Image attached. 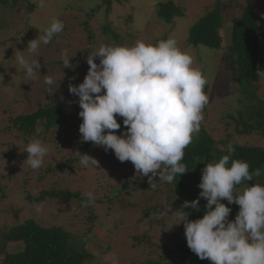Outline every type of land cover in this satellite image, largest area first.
I'll use <instances>...</instances> for the list:
<instances>
[{
    "label": "rangeland",
    "instance_id": "1",
    "mask_svg": "<svg viewBox=\"0 0 264 264\" xmlns=\"http://www.w3.org/2000/svg\"><path fill=\"white\" fill-rule=\"evenodd\" d=\"M113 1L112 13L108 15L103 0H43V6L41 0H0V76L3 77L0 79V129L11 123V117L33 113L46 105L64 106L76 115L75 120L71 118L69 125L64 127L69 126L67 131L59 129L55 145L48 146L41 139L49 151L43 166L37 170H43V167L45 170L50 164L64 165L69 158L78 159L67 168V176L70 177L68 187L74 193L80 192L87 199L86 193L93 195L92 202H83L84 198H75L70 202L35 204L27 201L24 183L32 178L29 176L30 172L35 170L23 164L27 158L24 151L27 143L16 138L14 131L8 135L10 145L7 144L2 149L6 154L11 151L9 158L12 164H4L7 161L0 154L4 162L0 161V188L5 191L0 197L5 195L6 199L0 205V225L12 227L20 225L26 219H34L44 227H61L74 234L77 241H84L89 253L96 255L92 264H145L155 261L158 254L164 253L163 249H157L156 252L153 243L165 246L185 238L183 225L174 226L177 221L171 216H161V212L151 216L154 221L152 224L142 221L141 216L145 209L154 203L164 202V193L157 191L158 199L153 201L150 196L154 191L146 193L138 186L139 180L144 176L137 173L130 161H118L112 150L105 152L102 147L93 145L92 152H87V155L99 162L94 168L82 166L79 155L76 154L86 152L80 145L83 141L79 133L82 119L78 116L81 111L76 103L78 97L68 92V85L82 83L89 67L86 63L87 56L100 45H109L110 40L101 26L107 20L111 21L112 27L122 33L118 43L121 46L131 47L137 41L154 45L159 40L170 37L176 39L180 49L192 56V67L201 70L207 80L208 103L203 109L204 119L200 132L196 135L207 134L216 141H222L234 134L240 143H257L256 137L238 136L235 131L233 117L239 110V91L236 80L234 81V65L228 61L225 48L213 50L204 46L195 47L187 42L191 26L215 0H172L175 5L185 10V15L177 17L173 23H166L156 15L155 5L161 0H130L128 3L125 0H120L121 3ZM224 1V46L231 43V24L228 21L234 16H240L241 9L247 2L251 3L264 32V0ZM99 6L102 8L98 11ZM129 15L132 21L124 25V20ZM54 19H62L66 32L61 34V38L57 37L58 42L56 39L47 45L41 43L36 53L28 52V43L43 35ZM83 22L89 23L88 32ZM89 36L92 38L89 39ZM260 44L264 57V36ZM62 50H67L69 57H73L71 69L62 68ZM17 51H24L26 59H38L41 76L38 75L35 79L25 77L24 71L15 61V54H19ZM95 62L99 64V58ZM45 75L54 80L51 94L47 93V86L43 82ZM256 88L264 99V77ZM121 132L119 130L116 134ZM47 133L50 137L51 131ZM61 181L60 176L49 175L40 182V189H50L53 186L60 188L61 185L57 183L62 184ZM122 184L128 188L123 191L126 204L132 205L128 208L118 203L113 192L114 187ZM140 222L144 224L140 226ZM2 232L0 226V233ZM139 241L146 247L139 245L133 248V244ZM10 249H14L13 244ZM203 264L211 262L206 260Z\"/></svg>",
    "mask_w": 264,
    "mask_h": 264
},
{
    "label": "clouds",
    "instance_id": "2",
    "mask_svg": "<svg viewBox=\"0 0 264 264\" xmlns=\"http://www.w3.org/2000/svg\"><path fill=\"white\" fill-rule=\"evenodd\" d=\"M63 29V22L54 19L26 50L36 53L41 43L49 44ZM17 53L15 61L27 79L40 75L38 59H26L24 51ZM72 58L62 50V68L71 69ZM86 63L89 67L83 82L68 85V92L78 97L82 141L105 152L112 150L120 162L130 161L138 174L148 177L149 184H154L157 176L160 182L172 183L186 173L181 163L184 149L200 132L208 103L204 93L207 80L201 70L192 67V56L170 37L154 45L142 41L131 47L102 44L87 56ZM257 74L264 77L260 69ZM43 77L47 93H53L54 80ZM117 117L122 118L126 129L119 135L116 133L121 123ZM24 151L27 158L23 164L37 170L49 149L34 139ZM232 152L230 146V154L205 165L196 200L185 201L179 210L164 209L161 216H171L177 221L174 226L183 225L187 247L200 260L207 259L211 264H264V185L248 184L242 192H236L237 186L259 177L261 170L250 172L247 162L231 159ZM76 154L82 166H98L95 158ZM85 195L92 202V193ZM200 199L206 200L203 216L190 220L191 213L185 209L200 211ZM222 200L239 206L234 220L229 219L231 208Z\"/></svg>",
    "mask_w": 264,
    "mask_h": 264
},
{
    "label": "trees",
    "instance_id": "3",
    "mask_svg": "<svg viewBox=\"0 0 264 264\" xmlns=\"http://www.w3.org/2000/svg\"><path fill=\"white\" fill-rule=\"evenodd\" d=\"M116 1L121 3L120 0ZM125 1L128 3L130 0ZM103 2L106 13L110 15L114 1L103 0ZM224 2V0H215L211 6L205 9L203 16L191 26L187 42L195 47L204 46L213 50L225 48L228 61L234 65V81L236 80V88L239 91V110L234 117L231 116L235 122V131L238 136L256 137L255 142L257 144L240 143L235 139L234 134L222 141H216L212 136L202 133L195 137L193 136L192 143L184 149V158L181 161L186 166V173L177 176L172 183L160 182L159 176L153 178L154 184H149L148 177H143L139 180L138 186L143 192L154 191L153 193L151 192L150 196L153 201L156 202L158 199L156 197L157 191L161 194L164 193L165 199L164 202L154 203L151 207L144 210V215L141 216L142 221H145L144 223L152 224L154 221H152L151 216L159 214L164 209L179 210L185 201L196 200L201 191L198 188V184L201 182L203 168L207 163L218 162L223 155L230 154V146L234 149V152L231 153V159L247 162L250 166V172L256 169L261 170L259 177H254L253 181L244 182L237 186L236 192H242L248 184L249 186L254 183L264 185V99L259 95L256 88L263 78L258 76L257 69L264 71L263 48L260 44L264 32L258 17L252 10L251 3L247 2L248 4L241 9V15L234 16L228 21L231 24V43L224 46L223 28L226 21L222 7ZM98 8L99 11L102 6ZM155 8L158 18L166 23H173L177 17L185 15V10L175 5L172 0H161V2L156 3ZM95 13H91V15ZM124 21L126 22L123 23L124 25L130 23L132 21L131 15L126 17ZM106 23L101 26V29L104 30V34L111 41H109V45H118L122 38V33L112 27L111 21L107 20ZM83 25L86 26L88 32L89 23L83 22ZM64 31L66 32V27L61 33L54 36L52 41H56L57 37L58 39L61 38V34ZM90 38L92 36H89ZM58 39L56 42H58ZM207 91L208 85L206 84L204 86L205 95H207ZM75 117V114L62 105H46L38 108L33 113L9 118L11 123H7L6 127L1 123L3 129H0L2 131L0 133V154H3L2 157L7 163L1 160L2 157H0V161L8 166L12 164L9 158L11 151L7 154L2 151L7 144L10 145L8 135L12 132L15 131L16 138L24 140V143L28 144L34 139L40 141L43 139L48 143V146H51L52 144L55 145V138L58 137L59 129L67 131L69 126L67 128L64 127L69 125L71 118L75 120ZM117 122L121 123L120 130L122 132L125 131L122 118L117 117ZM48 131H51L50 137H48ZM80 145L86 154L93 150L91 142H80ZM77 161L78 159L69 158L64 165L54 166L50 164L45 170L43 167L44 171H31L29 176H32V178H28L24 183L26 200L35 204L40 202H70L75 198L77 200L83 199L84 197L80 192L74 193L68 187L70 186V177L67 176V168H70L71 164ZM49 175L60 176L62 184L57 183L61 185L60 188L53 186L50 189H45L44 187L40 189V182ZM126 189H128L127 185L122 184L114 187L113 192L119 201L118 203L128 208L132 205L126 204V199H123V191ZM4 193V189L0 188V194ZM5 200V195L0 197V205L4 204ZM82 201L88 202V199L84 198ZM221 202L231 208L229 219H235L239 206L228 204L226 200ZM205 204L206 200L200 199V211L185 209V211L191 213L189 219L202 218ZM144 223L140 222V226ZM0 226H2L3 230L2 234L0 233V264H92L96 258V255L89 253L86 249L84 241H77L74 234L61 227H44L34 219H26L17 226ZM11 244L14 245L13 250L10 249ZM139 245L143 248L146 247L143 242L139 241L133 244V248ZM153 246L156 247V250L163 249L164 253L158 254L155 261L145 264H203L207 260H200L190 251L187 247L186 237L173 244L161 246L158 243H153Z\"/></svg>",
    "mask_w": 264,
    "mask_h": 264
}]
</instances>
